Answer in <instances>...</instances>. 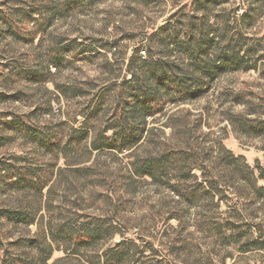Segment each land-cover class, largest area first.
Here are the masks:
<instances>
[{
    "label": "rangeland",
    "instance_id": "1",
    "mask_svg": "<svg viewBox=\"0 0 264 264\" xmlns=\"http://www.w3.org/2000/svg\"><path fill=\"white\" fill-rule=\"evenodd\" d=\"M7 14H12V26L3 22ZM201 18L219 47L240 36V28L244 49L251 47L248 60L256 67H230L204 96L168 102L148 119L150 140L138 154L162 141L210 148L204 152L213 159L209 164L220 190L190 206L182 223L169 217L185 204L163 184L143 177L124 192L118 177L130 159L123 154L100 157L106 180L97 186L76 180L64 158L43 155L23 135L0 144V159L17 154L26 164L55 165L54 205L64 210L78 206L89 215L117 212L122 226L100 243V254L126 240L137 245L134 264H264V132L247 130L249 123L264 122V0H0V123L18 116L47 132L61 122L66 130L79 128L84 121L79 113L105 90L103 101L110 105L128 76L129 57L139 52L138 71L146 64L153 31L170 20L182 28ZM67 45L68 54L61 50ZM58 50L61 58L51 63ZM181 53L179 46H170L154 58L181 60ZM59 168L63 171L57 175ZM195 173L199 181L208 177L203 170ZM4 204L0 195V207ZM41 213L47 221L50 212L44 208ZM228 221H236L238 228L227 229ZM5 230L10 240L33 237L39 223L5 225ZM86 257L56 249L48 264H92Z\"/></svg>",
    "mask_w": 264,
    "mask_h": 264
},
{
    "label": "trees",
    "instance_id": "2",
    "mask_svg": "<svg viewBox=\"0 0 264 264\" xmlns=\"http://www.w3.org/2000/svg\"><path fill=\"white\" fill-rule=\"evenodd\" d=\"M11 16H3L4 24L12 26ZM249 16L250 12L244 14L243 19ZM171 20L150 34L149 54L139 71L134 68L141 60L139 52L135 51L129 57L127 75L130 77H124L112 103L106 107L105 90L79 113L84 119L79 128L66 130V123L61 122L58 128L47 132L28 119L15 116L1 121L0 144L13 134L23 135L37 145L43 155L57 160L64 158L76 180L97 186L106 180L100 157L105 156L107 160L123 154L130 159L124 168L120 167L123 171L118 177L124 192L131 191L133 183L143 177L163 184L179 203L186 206L176 207L169 217L182 223L183 214L190 206L220 190V179L210 168L213 159L204 152L210 148L190 143L168 146L162 141L155 149L138 154L139 147L150 140L148 119L164 110L168 102L182 104L204 96L230 67L247 71L256 65L248 60L251 47L244 49L240 28H237L240 36L227 38L225 45L219 47L202 18L198 23L191 22L182 28ZM170 46H179L184 59L154 58L160 48ZM61 50L66 54L71 52L69 45ZM86 51L82 50L80 54ZM60 52H56L51 63L59 61ZM39 76L41 74L36 78ZM59 90L62 94L66 92ZM247 130L264 132V122L249 123ZM196 170H203L208 177L199 181ZM62 171L59 168L57 175ZM55 175L52 163L26 164L17 154L0 159V195L6 202L0 207V264H48L56 249L85 255L92 264H134L137 245L132 241L111 243L99 253L100 243L112 239L119 232V225L122 226L117 212L111 216L89 215L76 210L78 206L64 210V206L54 205L50 197L55 187ZM44 208L50 212L47 221L41 213ZM38 223L39 232L33 237L19 236L10 240L6 234L5 225L15 228ZM226 228L237 229L238 223L228 221Z\"/></svg>",
    "mask_w": 264,
    "mask_h": 264
},
{
    "label": "built area",
    "instance_id": "3",
    "mask_svg": "<svg viewBox=\"0 0 264 264\" xmlns=\"http://www.w3.org/2000/svg\"><path fill=\"white\" fill-rule=\"evenodd\" d=\"M141 53H142V54H146V53H145V50H142Z\"/></svg>",
    "mask_w": 264,
    "mask_h": 264
}]
</instances>
